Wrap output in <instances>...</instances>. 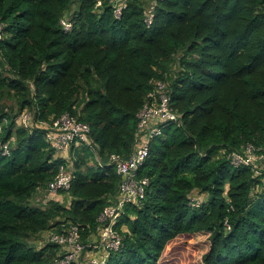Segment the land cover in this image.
I'll use <instances>...</instances> for the list:
<instances>
[{
	"label": "trees",
	"instance_id": "1",
	"mask_svg": "<svg viewBox=\"0 0 264 264\" xmlns=\"http://www.w3.org/2000/svg\"><path fill=\"white\" fill-rule=\"evenodd\" d=\"M74 1L0 0V264H53L61 245L30 240L73 225L84 244L100 238L120 179L108 156L128 158L142 137L137 114L156 80L182 121L150 140L144 197L123 208L104 264H168L180 236L193 263L264 264V170L226 157L264 146V0H156L150 26L148 0H78L70 11ZM24 111L31 126L17 123ZM65 112L90 126L91 146L73 141L70 160L39 126ZM61 169L72 179L53 194L68 201L29 206ZM192 193L207 197L193 206Z\"/></svg>",
	"mask_w": 264,
	"mask_h": 264
},
{
	"label": "built area",
	"instance_id": "2",
	"mask_svg": "<svg viewBox=\"0 0 264 264\" xmlns=\"http://www.w3.org/2000/svg\"><path fill=\"white\" fill-rule=\"evenodd\" d=\"M155 3L156 0H148L149 6L145 17L147 26L152 24ZM121 5L122 7L125 6L124 4ZM114 14L118 17L121 14V7H116ZM61 24L65 30L71 28V22L66 18L61 19ZM0 26L2 30L1 23ZM155 84V91L149 94L151 99L144 104L137 114L138 127L143 135L140 138L137 137L135 148L128 158H123L115 153L108 156V163L114 166L116 173L120 177L117 193L112 196L111 203L106 205L98 215V221L100 222L99 245L101 244L108 251L102 259H97L95 256L90 257L87 260V264H104L109 251H116L120 247L121 235L115 228L116 223L119 221L126 204H137L142 200L145 188L148 185V178L139 177L137 172L148 156L149 142L153 137L161 134L166 124H181V113L171 104L169 88L161 80H156ZM89 131L90 126L87 123L79 122L65 112L50 124H47L46 138L55 144L56 149L57 147L66 149L73 141L76 144L83 142L91 146L88 139ZM2 149L4 154L8 152L7 146L4 149V144ZM226 157L234 166H251L252 169H255V173H261L264 170V146L256 147L254 144L248 143L242 145L239 151L228 152ZM71 179V173L61 169L55 178L48 183L47 189L50 192L67 189ZM189 203L193 206H198L201 203L200 196L192 193ZM46 239L49 242L61 245L64 250L63 254L53 264H76L87 247L91 246L93 248L94 245L96 246L95 243L89 242L88 245L81 242L79 229L76 225L70 226L65 234L49 233Z\"/></svg>",
	"mask_w": 264,
	"mask_h": 264
},
{
	"label": "rangeland",
	"instance_id": "3",
	"mask_svg": "<svg viewBox=\"0 0 264 264\" xmlns=\"http://www.w3.org/2000/svg\"><path fill=\"white\" fill-rule=\"evenodd\" d=\"M78 5V0L74 1V5L71 7V10L72 11L74 8L76 9ZM70 13V12H69ZM117 13V12H116ZM0 30H1V26H0ZM1 37V35H0ZM174 70H177L178 69V65L176 64L175 67H173ZM26 112L25 114L22 113L20 114V116L18 117L17 119V123L20 124H24V125H32V118H31V114L28 112V111H24ZM31 123V124H30ZM40 127L42 128H46L47 127V124L46 123H40L39 125ZM8 145V143L6 142L4 144V149L6 148V146ZM70 147L71 146H68V148L65 149H61L60 147H57V150H60L61 152L57 151L61 156H65L67 157L66 159L67 160H70ZM62 150H65V151H62ZM96 163H100V160L97 159L96 160ZM261 168V167H260ZM70 172V171H69ZM255 174H259V173H255ZM55 192H50L48 193L46 190H43V189H39L35 195L33 197H31L28 201V205L29 206H42L43 203L47 200H49L50 198L54 197V198H59V199H62L64 197V200L67 202L69 197L67 194H62V193H57V194H53ZM51 194V195H50ZM206 194H202L200 195V198L202 200L206 199ZM98 219V217H97ZM117 224V223H116ZM125 228V226L123 227ZM47 235L48 234H43V235H40L38 238H32L30 240V242L36 246L37 248H39L43 243H44V239L47 238ZM99 243V239L96 240L94 239L92 241V243H95V242ZM185 238L183 237H177L176 239H174L166 248L165 252H164V259L168 260L169 259V262H167L168 264H196V263H193L190 258H188V255L187 253H189L188 251V248L187 246H185ZM172 257V258H170Z\"/></svg>",
	"mask_w": 264,
	"mask_h": 264
},
{
	"label": "crops",
	"instance_id": "4",
	"mask_svg": "<svg viewBox=\"0 0 264 264\" xmlns=\"http://www.w3.org/2000/svg\"><path fill=\"white\" fill-rule=\"evenodd\" d=\"M94 239L98 240V237H92L89 241H87L88 242L87 244L89 245V242L92 243V241ZM92 244H94V243H92ZM95 244H96V246L94 245L93 248H91V246L87 247V250H85L83 252V254L79 257V260L76 264H86L87 260L93 256H95L97 258L102 257V254L104 252L103 246H101V244L98 245L99 243L97 244V242H95ZM100 246H101V248H100Z\"/></svg>",
	"mask_w": 264,
	"mask_h": 264
},
{
	"label": "clouds",
	"instance_id": "5",
	"mask_svg": "<svg viewBox=\"0 0 264 264\" xmlns=\"http://www.w3.org/2000/svg\"><path fill=\"white\" fill-rule=\"evenodd\" d=\"M197 195H198V194H197ZM199 196H200V195H199ZM87 243H88V242H87ZM86 250H87V248H86ZM84 251H85V250H84ZM82 254H83V253H82ZM82 254H81V255H82ZM108 256H109V254H108ZM108 256H107V258H108ZM107 258H106V260H107Z\"/></svg>",
	"mask_w": 264,
	"mask_h": 264
}]
</instances>
